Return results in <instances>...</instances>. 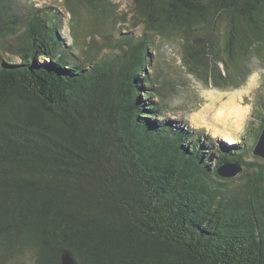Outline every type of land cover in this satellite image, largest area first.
<instances>
[{
    "label": "trees",
    "instance_id": "obj_1",
    "mask_svg": "<svg viewBox=\"0 0 264 264\" xmlns=\"http://www.w3.org/2000/svg\"><path fill=\"white\" fill-rule=\"evenodd\" d=\"M18 1L0 0V264H264V115L251 145L225 148L166 117L149 74L150 47L178 41L204 86L240 88L264 59V0H133L141 36L85 32L83 56L80 6L126 22L118 3L64 0L69 44L54 7ZM226 161L243 171L221 178Z\"/></svg>",
    "mask_w": 264,
    "mask_h": 264
},
{
    "label": "rangeland",
    "instance_id": "obj_2",
    "mask_svg": "<svg viewBox=\"0 0 264 264\" xmlns=\"http://www.w3.org/2000/svg\"><path fill=\"white\" fill-rule=\"evenodd\" d=\"M27 1H36L42 3L45 0H19L18 6L27 8ZM51 4L56 8L49 11L55 15L61 14L64 18V24L61 25L62 34L69 44L73 42V36L70 30V18L64 0H53ZM118 3L119 15L126 18V22L119 18L115 22H107L102 24L99 19L92 24L93 13L89 10L86 4L80 6L81 13L87 23V31L75 29V35L79 39V43L83 40L84 34H94L100 36V41L105 42L106 34H113V40L122 38L123 35L139 37L143 33V27L134 28L133 22V0H111ZM119 17V16H118ZM57 18V17H56ZM59 26L61 21L54 19ZM158 43L150 47V58L152 66L149 69L150 76H158L160 84L167 83V87L163 90L165 93L164 100L169 105L165 116L171 119H183L189 121L190 126L203 130L207 135L214 138L215 143L222 145L225 148L232 146L233 148L241 147L242 145H251L253 141V133L246 137V133L256 130L261 124V116L264 115V59L261 57L253 58L251 66L253 73L248 77L247 81L237 89H218L212 86H204L203 83L197 80L193 75L189 74L183 66L181 60L182 46L178 41L157 40ZM86 45L82 44L73 47V50L80 56H83L82 50ZM119 50L106 49L100 56L112 55L118 53ZM13 60H18L16 57L8 55ZM264 57V55H263ZM229 93L224 94V93ZM236 96L237 106L243 111V117L239 120L234 114L233 103L230 105L233 115L221 117L217 110L221 111V105L226 102L229 97ZM222 98V99H221ZM229 111V110H228ZM237 121V122H236ZM245 134V135H244ZM249 138V139H248ZM254 155L253 153L251 154ZM252 159V158H249ZM229 162V161H226ZM222 163V162H220ZM219 163V164H220ZM212 166L216 164V157L211 161ZM218 164V165H219ZM217 165V166H218ZM240 182V181H237ZM29 253L24 255L22 261L29 264ZM28 260V261H27ZM18 264V263H10Z\"/></svg>",
    "mask_w": 264,
    "mask_h": 264
},
{
    "label": "water",
    "instance_id": "obj_3",
    "mask_svg": "<svg viewBox=\"0 0 264 264\" xmlns=\"http://www.w3.org/2000/svg\"><path fill=\"white\" fill-rule=\"evenodd\" d=\"M253 154L264 159V126L253 148ZM243 169V165L239 162L229 161L220 163L217 166L216 171L221 178L231 179L238 176L243 171ZM61 263L77 264L73 255L67 250L63 251L61 254Z\"/></svg>",
    "mask_w": 264,
    "mask_h": 264
},
{
    "label": "bare ground",
    "instance_id": "obj_4",
    "mask_svg": "<svg viewBox=\"0 0 264 264\" xmlns=\"http://www.w3.org/2000/svg\"><path fill=\"white\" fill-rule=\"evenodd\" d=\"M28 2V4L30 3V1H27ZM49 16H50V19H51V21H52V23H53V17L55 16L54 14H52L51 13V15L49 14ZM53 16V17H52ZM47 17H48V13H47ZM57 17V18H56ZM56 17H54V19H57V21L59 20V21H61L60 23V28H63L61 25H63L64 24V21H63V16L60 14H56ZM14 66V64H11V67H13ZM224 94H229V93H224ZM222 99V98H221ZM237 99H236V96H234L233 95V98H230L229 97V99L226 101V102H224L222 105H221V111L220 110H217V112H216V116H217V113H219V115L221 116V117H223V116H225L226 114V117L228 116V115H230V116H232L233 115V112L231 111V108H230V105L233 103V110H234V114H236L237 116V118L239 119V120H241L240 118H242L243 117V111H241L240 110V108L237 106ZM229 110V111H228ZM237 122V121H236Z\"/></svg>",
    "mask_w": 264,
    "mask_h": 264
},
{
    "label": "clouds",
    "instance_id": "obj_5",
    "mask_svg": "<svg viewBox=\"0 0 264 264\" xmlns=\"http://www.w3.org/2000/svg\"><path fill=\"white\" fill-rule=\"evenodd\" d=\"M61 1H63V0H61ZM32 2H35L36 7L52 6V7H54V9L56 8L55 6L51 5L54 2L53 0H45L44 2H42L40 4L37 3L36 1H32Z\"/></svg>",
    "mask_w": 264,
    "mask_h": 264
}]
</instances>
